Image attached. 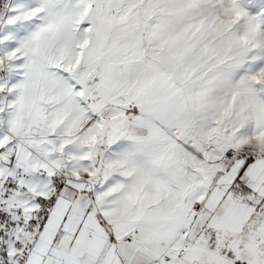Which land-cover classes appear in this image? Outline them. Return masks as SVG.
<instances>
[{
    "label": "snow or ice",
    "instance_id": "6c2138e0",
    "mask_svg": "<svg viewBox=\"0 0 264 264\" xmlns=\"http://www.w3.org/2000/svg\"><path fill=\"white\" fill-rule=\"evenodd\" d=\"M0 264H264V0H0Z\"/></svg>",
    "mask_w": 264,
    "mask_h": 264
}]
</instances>
